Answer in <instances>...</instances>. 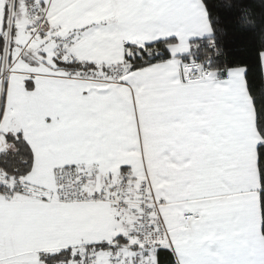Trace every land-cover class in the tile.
<instances>
[{"label": "snow or ice", "instance_id": "obj_1", "mask_svg": "<svg viewBox=\"0 0 264 264\" xmlns=\"http://www.w3.org/2000/svg\"><path fill=\"white\" fill-rule=\"evenodd\" d=\"M0 264H264V0H0Z\"/></svg>", "mask_w": 264, "mask_h": 264}]
</instances>
